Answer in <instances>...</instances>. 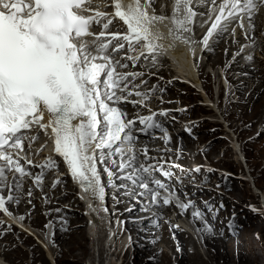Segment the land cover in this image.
I'll return each instance as SVG.
<instances>
[{
  "label": "snow or ice",
  "instance_id": "obj_1",
  "mask_svg": "<svg viewBox=\"0 0 264 264\" xmlns=\"http://www.w3.org/2000/svg\"><path fill=\"white\" fill-rule=\"evenodd\" d=\"M155 4L156 0H111L110 5L103 0L100 3L96 0H0V211L12 216L6 204H18L19 197L11 192L19 191L22 178L31 175L21 161L33 164L24 147L27 141L31 152L32 144L38 139L25 134L24 130L33 127L49 136L53 152L62 158L68 174L94 200L105 199V185L98 169L101 164L111 187H125L116 185L114 177L131 180L133 184L139 179V186L151 193L153 202L159 203V190H167V185L153 173L160 171L165 177L171 174L162 165L157 168L139 161L138 151L146 160L151 157L146 147L135 148L139 137L134 129L139 123L143 127L138 131L147 134V129L160 125L155 122L156 113L128 119L121 105L145 107L150 97L149 93L138 91L141 85L134 83L143 72L120 71L129 67L122 60L130 61L133 69L142 57L151 56L152 62H156L157 50L161 47L157 42L162 36L154 29L169 17L158 15ZM192 4L193 0H174L170 19L176 41L196 42L183 35L193 31L197 12ZM211 5L209 19L212 13L215 19L203 38L205 47L218 29L227 31L226 21L239 19L243 28L244 14L251 18L258 6L264 5V0H211ZM108 7L112 8L111 12L100 10ZM115 20L122 22L126 30L111 31ZM101 25L102 30L96 33L94 28ZM137 45L141 46L139 54H127L137 52ZM125 49L127 53L121 56ZM133 95L141 99H129ZM44 147L46 144L40 150ZM109 164L112 167L118 164L119 176ZM34 166L59 169L51 156L44 164ZM126 169H132V173L125 175ZM8 173L12 174L11 184ZM43 175L42 171L35 177L37 184L42 182ZM61 182L57 179L52 187ZM5 187L10 188L7 198L3 195ZM31 194L29 190L28 195ZM162 200L165 205L170 204L171 194ZM191 206V201L178 204L182 211ZM193 215L203 218L199 210ZM205 230L212 231L207 222Z\"/></svg>",
  "mask_w": 264,
  "mask_h": 264
},
{
  "label": "bare ground",
  "instance_id": "obj_2",
  "mask_svg": "<svg viewBox=\"0 0 264 264\" xmlns=\"http://www.w3.org/2000/svg\"><path fill=\"white\" fill-rule=\"evenodd\" d=\"M210 1L211 0H207V2H205V5L200 9V11L198 9L199 6L195 7L194 3L192 4L194 11L197 12L196 17L194 18L195 24L199 22L197 19L202 20L201 22L204 24L205 21H207L206 24L209 25H211L212 22L214 21L215 13H212V19H209V8L212 7V5L210 6L208 5ZM96 2L100 3L101 0H96ZM103 2H106L110 5L111 0H103ZM160 3H162L163 6L164 3L165 4L167 3L166 8L165 9L161 8ZM170 3H174V0H156V4L154 5V7L156 8V13L158 15H164L166 17L171 16L173 11L172 10L173 6L172 7L168 6V4ZM100 10L102 11L107 10L111 12L112 8L108 7L107 9H100ZM253 17L254 18L243 17V25H244L243 30H241V32L239 31L238 33H235L231 37H229L228 35L230 34L231 31L221 32L218 29L217 32H215V34L209 38L207 47H205L202 42L204 36L207 34L208 31L207 28L205 29V32L202 35L196 38L197 40L191 38L192 40L196 41L195 43H183L174 40L175 29H174V25L171 22V19H170V23L168 22V25L166 24V19H165L163 22H161L160 24L158 23L155 26V29H158L159 30L158 32L162 36L159 42L161 46L160 50H163L167 46L178 45V47H174L170 51L171 54L170 59L172 65L173 63H176V65H178L175 66V71L167 67L166 70L163 69L159 74H167V75L169 74L171 77H173L171 74V72L173 71L175 75L173 77L175 78L174 79L175 82L177 83L182 82L183 84L184 83L183 79H190L194 82V84L200 86L199 83L202 80L200 78V74L204 72L207 66H210L212 68L211 72L208 71L206 76L205 75L203 76L205 81L204 83H202V88L205 93L204 95L205 101L201 103L202 105L208 106L210 108L212 107V109L214 110L213 104L215 103V101L211 100L212 98L210 97L212 91L210 77H213L214 84H217L220 73L216 72L217 74H215L214 73L215 68H217L219 65L223 67L225 64L229 66L225 68L224 71L225 77L229 81V86L224 85L223 81L219 82L222 91L223 89L227 88L226 89L227 102L225 103V106L224 104L218 103L217 110H219L220 112L222 107L224 113H229L228 109L230 108V104H231L229 103V101L232 100V98L236 96L237 93V96H240V99L239 98L237 99L238 100L237 102L239 104L238 103H237L238 105L236 104L237 110L234 113L236 115L235 122H237L236 119L239 117V119L242 120L244 119L247 123L246 128L243 129L241 133H239V136L235 140H233L234 139L233 135L232 137H230L232 138L231 140L233 142L232 148L226 149L224 141L221 140L219 142H216L207 151L203 152L205 159H203L201 156H198L196 160L197 163H194L191 160L192 156L191 153L189 152H194L195 149L189 151L185 150L184 148L185 144L183 142L180 144L178 140H176L175 138L177 137V135L180 134V130H178L177 128L173 129L169 125L168 131H171L172 138L168 142L161 141L160 139H157L155 136H150V137L145 136V138H142L141 140H138L136 142L135 148L137 150H141L146 147L148 149V155L158 156L157 154L163 153L161 155L162 156L164 155L163 156L164 160L167 161L176 160L178 161V164L186 166L188 168L192 166L200 167L199 164L205 161L215 167H219L223 165L225 162L227 163L228 159L231 157L232 152H236L237 154V150H238V152L244 157V159H247V163L246 160H244L245 166L248 165L249 169L252 168L253 166L254 167L257 166V163L251 162L252 156L250 158V162L248 161L246 152H248V150L250 149L248 145L249 141H246V144L245 143L241 144V141H243L246 138V135L248 134V130H247L248 128L253 129L254 124L260 121L264 122V60H262L263 57H261V55H264V49L261 50L262 54L258 52L259 46L263 45L262 43L258 44V42H260L261 39V36L259 34L260 29H262V26L264 25V9H262V11H259V13L255 14V16L253 15ZM225 23L228 22L226 21ZM113 24H114L113 28H119V27L121 28L122 22L115 20ZM237 24L240 25L239 19L237 20ZM250 24L252 29L250 32H247V29L249 28ZM258 26H260L259 29H257ZM170 30H172V34H170ZM251 34H254L253 38H251ZM183 35L187 37L190 36V33H183ZM235 35H237V37L234 38ZM243 37L245 41L241 42L240 39ZM256 38H258V40L255 42ZM251 44L255 49L257 48V51L255 50V55H253V53L248 54V52H250V50L252 49V47L250 48L248 47ZM127 54L132 55V53H127ZM244 55L247 56L244 57ZM164 56L165 58H167L169 56V52L167 51ZM249 56H251L252 58L248 59ZM199 60H201V65L199 68H197V61ZM142 64H143L142 61L138 62L136 68L140 69V65ZM252 65H255L253 69L251 67ZM160 66L161 64H159L156 67H160ZM129 67H131L130 62H129ZM131 70L134 69L132 68ZM209 74H211L212 76H210ZM244 75L248 78H246L245 81H239V79L244 77ZM142 79L145 81V84H149L151 81H154L153 79H151L149 74L148 75L145 74V76ZM242 83L244 84L242 85ZM145 84L141 85L140 88L141 90L144 88ZM161 84L162 83H160V85ZM249 85H251L250 89L247 88V86L249 87ZM164 88L170 91H173V89L177 90L176 87L171 88V84L167 85V82L164 83ZM145 91H147V89ZM145 91L143 89V92ZM170 98H172V95L170 96ZM219 115H221V112L219 113ZM215 116L217 117V119L215 118L214 122L222 123L221 117L217 115ZM222 118L224 123H227V117L226 118L222 117ZM137 126L138 125L136 124L135 129H137L136 128ZM234 126L236 127L235 129L238 130L237 125ZM188 128L192 130L193 126H191L190 124L188 125ZM232 132L233 134L238 135L237 134L238 131L233 130ZM28 133L29 134L31 133L32 135V131H29ZM146 139L149 140L147 143L145 142ZM190 140L191 139H188V141ZM262 149L264 151V146ZM116 159L117 161H119V157H116ZM108 166L111 167L114 172H117V174L120 175V173L117 171L118 165L117 167H112L111 164H109ZM59 167H61L62 170L64 171L63 163L60 162ZM128 171H130V169H128ZM56 172L60 173L59 170L48 172V174L45 176L46 184L42 187L43 188L42 191L45 193L44 197H47L48 202H50L48 204V208L45 209V211L50 210L49 213L48 211L46 213V216H48L49 218L48 220L46 219V216L43 215V212L41 210L42 203L44 201H40L39 200L40 198H38L37 196L35 197L33 194H31V196L28 195L30 186L33 187L38 184L29 182L30 186L29 185L22 186L24 188L21 187L19 191L12 190L11 194L19 197V203L17 204L13 202L11 204H6V206L13 214L15 213L25 214L26 219L28 220L31 219V225L28 226L26 223L27 221L24 219L22 221L19 220V217L21 215L17 217L12 215L10 217L6 214L1 213V216L5 217V219L3 220L0 219V221H3V223L0 224V255L4 259V261L6 260L11 264H63V262L71 260L73 264H84V263L87 264V260H88L89 262L88 264H106V262H108V264H130L132 261L134 262V259L140 261V258L141 259L143 258V260L140 261V263L138 264H149L150 261L151 262L157 261L153 264H170L171 260L168 257L166 253L167 251H165V249L166 247H169V249H173V245L175 244V241L173 242V240L171 239V235L175 234V238H177L176 245L178 247L181 246L180 244L182 245L188 244V246L190 247L196 246V249L195 248L194 249L197 251V253L195 256H191L190 258L194 262L198 261L199 259H202V257L205 256L207 257L208 260L206 264H253L254 263L255 258L248 254L250 251L256 250L255 249L256 241H254V239L241 243L240 239H234V238L226 239L227 236L223 238L221 236H223L224 233L226 232L225 231V227H227L226 220L224 224L221 226L220 217L216 216L213 217L212 219L209 218V220H207V224L211 225L212 231L208 232L205 230L204 221L202 222V219H198L194 217L193 213L196 212L197 210L202 209V207H200L202 203H199V200H201L200 197L197 196H196L197 198L195 196L192 197V198H196L192 206L193 207L197 206V208H194L192 211L187 213V215H185L184 213L179 212L180 209L170 210V209H164L162 207H158L156 205L151 206L150 203L146 204L145 200L142 203L141 196H138L137 199L133 201L132 199L137 196L135 194L134 189H132V191L128 190L123 192L122 190L118 189L113 194L115 198L119 197L117 203L115 201H112L113 195L111 194L114 188L108 187L106 188V197L108 200H105L107 211H104V209L102 208L104 204L103 202L104 200L101 201L98 197L95 200L93 199V197L89 199L87 198V196H85L84 197L85 207L83 208V210L84 209L87 210L86 212L87 216L86 218L83 216L85 220L83 221L80 219L82 213L77 210L72 211L62 207L58 213L55 212L60 204L62 205L67 204V202L64 201L60 202L61 198H66L67 201H71L69 202V205H71V203L73 202L76 203L80 202L78 196H76L71 191V187L69 184L70 179L66 175L61 177V181H62L61 183H59L55 188L52 187V183L57 178ZM100 172L102 174L103 171L100 170ZM228 176L229 175L224 173L223 176L221 177V181L223 185L226 186L228 185V181H227ZM246 176L247 175H245L246 178L245 182H248L249 177ZM127 181L129 182H123L125 186L126 183H128L131 186L137 184V182L133 184L131 180H127ZM254 186L259 188V190L261 189V191L264 190L263 185L258 183V181L257 182L254 181ZM231 187L232 188L228 190L229 192H233L234 194H237V192L243 191L247 188L244 187V189H242L236 184ZM52 189H54V191ZM199 191H202V193L208 195V193L206 192L207 190L205 191L204 187ZM261 193L263 195L260 201L264 199V192ZM9 194H10V188L5 187L3 195L5 196V198H7ZM109 196H111L110 200H109ZM74 197L76 199L75 201H74ZM202 199H206V198H202ZM29 201H31L35 205L34 208L31 206V203H29ZM108 202H110V205H112L111 207H109ZM127 202H132L127 204L128 206L129 205L131 206L130 211L148 210L152 212V214L150 213V215L152 216L149 218L150 215L148 214H144V213H139L138 215L136 214L139 218L138 220H135L133 222L134 227L132 226L133 228H130L129 226H127L128 224L127 225L123 224L125 223L123 222L124 220L123 216L121 217L120 220H117L119 216L118 213L122 212L123 208L128 207L125 205ZM182 203H186V201L182 199ZM238 205L245 212L247 218L251 220L253 216L252 212L250 213V211H248L249 209L246 208L245 206L241 207L240 204ZM262 211L264 215V209H262ZM136 215L133 216L137 217ZM231 216L232 214H230L229 217ZM183 217L186 218L187 221L183 220L184 219ZM155 218L156 221L163 222L161 225H159V227L156 228V226L154 227L153 225L152 228L150 229H147L146 226L145 228H141L140 225H142V223L149 225L154 224ZM128 219L129 220L132 219V216L129 217ZM50 221H53V223H50V225L46 228V226ZM84 222L86 223V226ZM16 223L23 224V228L20 229L18 226L15 225ZM116 223L117 226L115 225ZM175 223H178L179 227L185 228L186 233H190L192 235V239L189 241H184L185 239L183 237L185 233L180 231L179 230L180 228L174 229ZM231 223L233 222L231 221ZM242 223L243 220L241 221V224ZM109 226L111 228H109ZM31 228H34L36 232L31 230ZM108 228L110 229V232H108ZM253 229H255V226L250 225L246 227L244 230L246 231V234H250L253 231ZM133 230H136L135 232H133L134 234L132 233ZM13 233L16 234L17 238H15ZM31 233H33V235ZM144 233L146 237L147 235H149V237L144 239L143 238L145 237ZM243 233L244 232H242V234ZM194 234L198 236L197 240H195V238L193 237ZM34 238H37V241H35ZM175 238L173 237V239ZM85 240H87L88 242L92 241V244L91 245L88 244L87 242H85ZM158 241H160V243H156ZM5 243L7 245H5ZM138 244L144 246L143 248H141L144 249L143 250L145 254L144 257L143 256L140 257V253L135 247ZM198 244H200L201 248H198ZM191 248L193 249V247ZM80 249H82L80 254L76 253V250H80ZM95 249L96 251L99 250L98 251L100 256L99 263H98L99 259H95L93 262V256L95 258L94 255ZM200 249L202 252L200 251ZM147 251H151V252H147ZM89 254H92L93 256L90 255L89 258ZM129 255H132L131 259L129 261L128 260L126 261ZM1 257H0V264H5ZM152 258L155 260L153 261L150 260ZM182 258H186L187 260L188 256L186 255V252H183V256L181 257L180 260H182ZM176 260H178V258Z\"/></svg>",
  "mask_w": 264,
  "mask_h": 264
},
{
  "label": "rangeland",
  "instance_id": "obj_3",
  "mask_svg": "<svg viewBox=\"0 0 264 264\" xmlns=\"http://www.w3.org/2000/svg\"><path fill=\"white\" fill-rule=\"evenodd\" d=\"M228 28L229 27H227V32L230 31ZM233 29H235L234 32H233ZM233 29L231 30L230 34H228L229 37H231L235 33L239 32V30L236 27H234ZM235 37H237V35H235L234 38ZM262 38H263V40L260 43H262L263 45L259 46V50H258V52H260V53H261V50L264 49V36ZM240 40H241V42L245 41L244 37L241 38ZM234 41H235V39H234ZM255 50L257 51V48L256 49L253 48V50L251 52H248V54L253 52V55H255ZM246 56L247 55H244V57H246ZM261 57H263L262 60H264V55H261ZM200 65H201V62L199 63L197 61V68H199ZM227 67H229V66H227V64H225L223 67L219 65L217 68H215L214 73L215 74L220 73V76L218 77L217 84H214L213 77H210L211 87H212V89H211L212 91H211L210 97L212 98L211 100L215 101V103L213 104L214 110L212 109V107L210 108L208 106H204V105L201 104V103H203L205 101L204 100L205 99V97H204L205 93H204L203 88H202L201 92H198L196 89H194L193 87H191L190 85H188L186 83L182 84V82L181 83L180 82L179 83L175 82L174 81L175 78H173L175 76L173 71L171 72L173 77H171L169 74L168 75L167 74H161L163 76L162 78L164 80L162 78H160V79L156 78L157 81L154 82V84L157 85V86H155V88H156L155 91L156 90H163L161 96L164 95L162 97L166 98L165 99V102H166L165 106H163L162 108H161V106H159L158 110H160V109L163 110L165 108H168L169 106H171L170 108L174 107L172 109H179V112L177 114H175L176 112L170 111V113H169L170 115L169 116H172L174 118L176 117L175 118L176 120L171 121V123L169 125L173 129L177 128L178 130H180V134L177 135V137H175V138H176V140H178V142L180 144L182 142L185 144V146H184L185 150L189 151V150L195 149L194 152H189V153H191V156H192L191 160L194 163H197L196 160H197L198 156H201L203 159H205L203 152L207 151L216 142H219L221 140L224 141L226 149H228V148L231 149L233 142L231 140L232 138H230V137H232V135H233L234 136L233 140H235L239 136V133H241L242 130L246 128V124L247 123H246V121L244 119L242 120V119H239V117H238L236 119L237 122H235V116L236 115L234 113L237 110V105L239 104L237 102L238 101L237 99L238 98L240 99V96H237V93H236V96L233 95L234 97L232 98V100L229 101V103H231L230 104V108L228 109L229 113H224L223 108L221 107V111H220L221 115H219L220 112H219V110H217L218 109V103L224 104V106H225V103L227 102V99H226V91H227L226 89L227 88L223 89V91H222L221 87L219 85L220 84L219 82L223 81L224 85H228L229 86V81L227 80V78L225 77V74H224L225 68H227ZM251 67L253 69V67H255V65H252ZM208 71L209 72L212 71V68L210 66H207L206 69L204 70V72L200 74V78L202 80L200 81L199 84L202 85V83H204L205 79L203 78V76L204 75L206 76ZM154 72L155 71H153V73ZM209 75L212 76L211 74H209ZM246 78H248V77H246L244 75V77L240 78L239 81H245ZM161 79H162V81H161ZM159 82L162 83V84L160 85ZM163 82L164 83L167 82V85L171 84V88L176 87L177 90H175V89H173V91L166 90L164 88V83ZM243 84L244 83H242V85ZM250 87H251V85H249V87L247 86V88H249V89H250ZM145 90H146V88H145ZM169 94L172 95L173 100H175L174 102L169 103V101H172V98H170L171 95H169ZM155 101H157V100H153L152 102L149 103V105L153 104L154 106L158 107V105H157L158 103H154ZM183 109H187V110L183 111ZM126 112H129V109H126ZM215 115L221 117L222 123L214 122L215 118L217 119V117ZM222 117H225V118L227 117V123H224ZM188 122L191 124V126H193L192 130H190L188 128V126H186ZM234 125H237L238 130L235 129L236 127ZM185 128L187 130H185ZM188 130H190L189 133H188ZM233 130L238 131V133H237L238 135L233 134V132H232ZM247 130H248V134L246 133L247 134L246 138L243 141H241V144L242 143L246 144V141H249L248 145H249L250 149L248 150V152H246L247 153V157H248V161L250 162V158L252 156L251 162L252 163H257V166H255V167L253 166L252 168H250L251 170H250L249 173H251L253 179H248L249 181L245 182L242 178H239L238 173H237V169L241 168V169L245 170L244 160H246V163H247V159H244V157L238 152V150H237V154H236V152H232L231 157L228 159L227 163L225 162L226 164L224 163L223 165H221L219 167H215L214 166L215 169H216V172L219 173V174L212 181L215 182V183L220 184L221 186H223V183L221 181L222 175L220 173H226L227 175H229L228 176V185H227L228 187L226 185H224V186H226L227 188L231 189L232 188L231 186L236 184L239 187H241L242 189H244V187H247V188L245 190H243V191L237 192V194H234L233 192H229V191L226 192L225 194H222L221 192H223V188H222V191H221V189H219V191H220L219 194L221 195V198H218V197L217 198L221 200L220 204H218L216 202V200L213 198V196L215 195L213 190L209 189V190L206 191V189H204L208 193V195H206L205 193H202V191H199L198 189H193V192L195 191L194 192L195 193V197L196 196L200 197L201 200H199V203H202L200 205V207H202V209H200L199 211L203 214V218H198V217H196V218L202 219V222L204 221V223H205V222H207V220H209V218L212 219L213 217L217 216V217L221 218V222H220L221 226L224 224V222L226 220V224H227L226 225L227 227H225V231L226 232L221 237L224 238L225 236H227L226 239H229V238L240 239L241 243H244L245 241L254 239V241H256V243H255L256 244V248H255L256 252L255 251H250L248 254L255 258L253 264H264V218H260L259 215L253 214L252 219L249 220V218H247V216L245 215V212L238 205V204H240L241 207L245 206L246 208L249 209L248 211H250V208L247 207L248 206V202L249 201H255L256 203H260V208H261L260 210L264 209V205L262 204V201H260V199H261V197L263 195L261 192H264V190L261 191V189L259 190V188L254 186V181H256V182L258 181V183L262 184L263 187H264V151L262 149L263 146H264V122L260 121V122H258L256 124H254L253 129L252 128H248ZM187 137H189V138H187ZM188 139H191V140L188 141ZM192 153H193V155H192ZM161 154H163V153L157 154L159 157L155 156V157H157L158 161L161 160V159H164V157H163L164 155L162 156ZM220 154H221V152H220ZM171 161H174V162L178 163V161H176V160H171ZM205 164L208 165L209 163H207L205 161L203 163H200L199 165L202 166V165H205ZM209 165H211V164H209ZM246 166H248V165H246ZM248 168H249V166H248ZM252 170H254V174H253ZM117 175H119V174H117ZM246 177H249V175L247 174ZM117 180H119V179H116V181ZM126 186L128 187V189L127 188H123V187H120L118 189L122 190V192L123 191H128V190L132 191L133 185L131 186L128 183H126ZM202 187H207V186H202ZM201 189H203V188H201ZM42 190H43V188H41L40 191H36V192L32 191V194L35 197L37 196L38 198H40L39 199L40 201H44L42 203V209L41 210L43 212V215L46 216L47 211L49 213L50 210L45 211V209L48 208V204L50 202H48V198L47 197H44L45 193ZM52 190L54 191V189H52ZM115 192H116L115 189H113V192H112L111 195H113ZM73 196H75V195H73ZM110 197L111 196H109V200H110ZM137 197L138 196H136L132 200L135 201V199H137ZM196 198H193V201H195ZM202 198H206V199H202ZM45 200L48 202V204H47V202ZM75 200L76 199L74 197V201ZM106 200H108L107 197H106ZM118 200H119V197L115 198L114 195H113L112 201H115V202L118 203ZM62 201L67 202V204L66 205L60 204L59 207H57L55 212L58 213L62 207L67 208V209L72 210V211L77 210V211L80 212L81 207H80L79 203L73 202V203H71V205H69V202H71V201H67L66 198H61L60 202H62ZM176 202L177 203L175 205H173V206H171V208H169L170 210H174V209L178 210L179 209L178 201L176 200ZM205 202H207V204L203 205V203H205ZM30 203H31V206L34 208L35 205L32 202H30ZM117 203H115V204H117ZM128 203H132V202H127L125 205L128 206L127 205ZM145 203L147 204L146 201H145ZM193 203H192V205H193ZM108 205H109V207L112 206V205H110V202H108ZM221 205H223V207H221ZM141 206H144V205H141ZM211 206H215V209L213 211L211 210ZM112 208H114V207H112ZM126 208H123L122 212L118 213L119 216H118L117 220H120L121 217L123 216L124 217L123 222H125L123 224H126V225L128 224L127 226H129L130 228L134 227V223L133 222L135 220H138L139 217L137 215L139 213H144V214H148V215H150V213L152 214V212H150L148 210H138V211L134 210V211H130L131 210V206L130 205L128 207H126ZM194 208H197V206H195V207L191 206V208L188 211V213L190 211H192ZM229 213L232 214L231 217H229L230 216ZM250 213H251V211H250ZM133 215L134 216L136 215L137 217H134ZM185 215H187V213H185ZM83 216L84 215L82 214L80 216V219L85 221ZM131 216H132V219L129 220L128 218L131 217ZM151 216L152 215H150L149 218ZM0 219H2V220L5 219V217L1 216V213H0ZM46 219L47 220L49 219L48 216H46ZM77 220H79V219H77ZM154 220H155L154 224H150L149 225V224H143L142 223L143 226L140 225L141 228H145V226H146L147 229H150V228H152L153 225H154V227L156 226V228H157V227H159V225H161L163 223L161 221H156V218ZM183 220L187 221L186 218H184ZM242 220H243V223L241 224ZM129 221H130V223H129ZM231 221L233 223H231ZM49 223H53V221H50ZM84 224L86 226L85 222H84ZM30 225H31V219H30V222L28 221V226H30ZM115 225L117 226V223ZM250 225L251 226H255V229H253V231L250 234H246V231L244 229L246 227L250 226ZM229 227H231V228H229ZM109 228H111V227L109 226ZM179 228L182 229L180 231L185 233V235L183 237L185 239L184 241H189V240L192 239V235L190 233H186V229L185 228H182V227H179ZM31 230L36 232V230L34 228H31ZM135 231L136 230H133L132 233L135 232ZM242 232H244V233L242 234ZM13 235L15 236V238H17L15 233H13ZM144 235H145V233H144ZM147 237H149V235H147ZM147 237L145 235V237H143V238L145 239ZM173 237L175 238V234L171 235V239L173 240V242L175 241V244L173 245V249H169V247H166V249H165V251H167L166 253H167L168 257L170 258V260L172 262V263L170 262V264H183V263L184 264H194V263H196V264H206V262H208L207 257H205V256H203L202 259H199L198 261L194 262L190 258H191V256H195L196 255V253H197V251L195 250L196 246L195 247L191 246V247H193V249H192L190 246H188V244H183V245L180 244L181 246L178 247L176 245L177 244V242H176L177 238L173 239ZM193 237L195 238V240L198 239V236L196 234H194ZM109 241H110V239H109ZM85 242H87L90 245L92 244V241L88 242L87 240H85ZM104 243H105V241H104ZM156 243H160V241H158ZM141 244H138L135 247L138 250V252L140 253V257L141 256L144 257V255H145L144 252H143L144 249H141L144 246H142ZM5 245H7V244L5 243ZM122 246H123V244H122ZM198 248H201L200 244H198ZM81 250L82 249L76 250V253L80 254ZM98 251H96V249L94 251L95 258H94V256L92 254H89V258H90V255L93 256V262H94L95 259H99L98 263L100 262V256H99ZM200 251H201V249H200ZM141 252H142V254H141ZM147 252H151V251H147ZM183 252H186V255L188 256L187 260H186V258H182V260H180L181 257L183 256ZM181 254H182V256H181ZM129 256H128V259H126V261L127 260L129 261L131 259L132 255H129ZM177 258H178V260H176ZM142 260H143V258L142 259L140 258V261H142ZM150 260L153 261L155 259L152 258ZM140 261H138L137 259H134V262L132 261L130 264H138V263H140ZM5 262L8 263V264H11V263H9L6 260H5ZM155 262H157V261H153V262L150 261L149 264H153ZM158 262H159V260H158ZM88 263L89 262L87 260V264ZM63 264H73V262L71 260H68V261L63 262Z\"/></svg>",
  "mask_w": 264,
  "mask_h": 264
},
{
  "label": "clouds",
  "instance_id": "obj_4",
  "mask_svg": "<svg viewBox=\"0 0 264 264\" xmlns=\"http://www.w3.org/2000/svg\"><path fill=\"white\" fill-rule=\"evenodd\" d=\"M247 168H248V167H247ZM250 170H251V169L248 168V173L250 172ZM252 172H253V174H254V170H252ZM249 175H250V177L253 179L251 173H249ZM222 187H223V186H222ZM248 205H249V203H248ZM247 207H249V206H247ZM250 211H251V210H250ZM251 212H252V214H254L253 211H251ZM260 218H261V217H260Z\"/></svg>",
  "mask_w": 264,
  "mask_h": 264
}]
</instances>
